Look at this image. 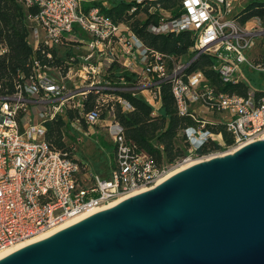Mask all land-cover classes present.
<instances>
[{"label":"built area","instance_id":"obj_1","mask_svg":"<svg viewBox=\"0 0 264 264\" xmlns=\"http://www.w3.org/2000/svg\"><path fill=\"white\" fill-rule=\"evenodd\" d=\"M138 7L155 3L161 14L157 26L147 30L161 35L191 31L194 56L186 64L174 63V58L144 45L127 24H117L99 8L84 9L89 0H19L24 8H36L28 17L31 23L28 41L51 60L47 51L52 47L77 43L85 45V55L79 59L78 76L85 84L70 88L69 80L76 66H48L33 57L27 77L18 74L15 92L0 96V252L37 235L61 226L87 212L91 215L153 188L173 172L204 156L195 152L208 140L219 137L205 129L210 123L198 116L206 112L221 116L231 136L229 153L264 137V65L251 62L245 55L252 48L257 27L241 25L231 17L235 0H179V16L160 9L164 0H122ZM150 10H153L151 8ZM79 48V47H74ZM5 47L0 45V55ZM200 55L216 59L212 70L223 84L245 83L246 96L217 91L199 73L187 75L190 64ZM113 62L134 74L135 83L122 87L104 81L103 75ZM169 62H173L169 68ZM263 74L262 88L244 79L241 67ZM123 79H121V82ZM123 83V82H122ZM169 84L177 113L190 115L199 123L197 128L182 132L189 143L187 154L170 163L157 164L144 154H137L126 142L123 129L108 112L105 125L102 106L117 102L124 110L129 105L117 93L129 92L142 96L157 109L161 100V85ZM97 96L96 107L83 112L88 93ZM65 110L76 111L80 118L73 123L75 145L87 129L105 126L115 146L113 167L107 178L89 173L74 156L75 147L58 151L45 140V125ZM34 118L38 121L32 124ZM218 151L216 156L225 154ZM200 158V159H198ZM112 206V205H111Z\"/></svg>","mask_w":264,"mask_h":264},{"label":"water","instance_id":"obj_2","mask_svg":"<svg viewBox=\"0 0 264 264\" xmlns=\"http://www.w3.org/2000/svg\"><path fill=\"white\" fill-rule=\"evenodd\" d=\"M0 264H264V137L176 172Z\"/></svg>","mask_w":264,"mask_h":264},{"label":"trees","instance_id":"obj_3","mask_svg":"<svg viewBox=\"0 0 264 264\" xmlns=\"http://www.w3.org/2000/svg\"><path fill=\"white\" fill-rule=\"evenodd\" d=\"M178 4L179 0H164L160 9L170 12L172 17H177L180 14ZM93 7L99 8L115 23L127 24L146 47L173 57L175 64L181 61L187 63L194 56V53L190 52L194 45L191 31L157 35L147 30L149 25L157 26L161 19V14L155 3H148L144 8L138 7L132 13L133 4L122 0H89L84 3L85 10ZM151 8L153 11L148 12ZM36 11V8H24L19 0H0V45L5 47V52L0 55V96L11 95L15 92L16 82H23V79L19 81L18 74L23 77L29 76L31 69L28 64L33 57L44 65L62 66L65 69L79 64L78 58L75 61L70 60L71 57L77 55L76 51L70 48L67 49L66 56L64 55L65 51L60 55L56 47L47 49L52 54L51 60L44 57L38 50H33L28 41L31 29L28 17L35 14ZM142 12H144V20L137 18ZM234 17L241 25H245L253 19L264 21V0H251ZM172 64L173 62H169V68H172ZM215 64L214 57L200 55L190 64L186 74L191 75L199 72L217 91L246 96L247 85L245 83L223 84L217 73L212 70ZM103 79L122 87H128L135 83L134 74L123 70L117 62L110 65L103 75ZM121 79H123V83ZM116 95L129 105L130 110H124L121 104L111 102L101 107V118L105 120V117H108V112L113 114L114 120L123 129L126 142L134 148L137 154H144L157 164L170 163L187 154L189 143L182 132L189 128H197L199 123L193 120L190 115L180 116L177 113L169 84L161 85V100L157 109L149 105L140 95L129 92H120ZM96 99L95 94L88 93L83 102L84 113L96 107ZM78 118L80 116L76 111L65 110L64 113L57 115L51 121L45 122V140L58 151H69L65 139L75 141L76 131L73 128V123ZM81 126L86 129L83 123ZM205 129L222 138L224 147L208 140L203 147L195 152L196 156L221 151L231 145V136L226 132L222 123H207ZM106 150L109 152V156L112 154L114 159L115 146L113 143ZM70 156L73 154L70 153ZM109 173L110 171L101 177L107 178Z\"/></svg>","mask_w":264,"mask_h":264},{"label":"rangeland","instance_id":"obj_4","mask_svg":"<svg viewBox=\"0 0 264 264\" xmlns=\"http://www.w3.org/2000/svg\"><path fill=\"white\" fill-rule=\"evenodd\" d=\"M251 0H235L233 3V10L231 17L234 16L236 13H238L240 10H242ZM153 11L149 10L148 12ZM138 19L144 20V12L140 13L137 16ZM248 27H257L258 28V35L254 37V42L252 45V48L247 51L245 54L248 59L253 62L254 64L260 63L264 65V21H259L257 19H253L248 22ZM79 48H74V47ZM73 47V48H72ZM85 45L83 44H77V43H68L67 45H62L57 47L58 53L61 55L65 51H68L67 49H72L73 51H76L75 53L77 55H85L87 53L85 50ZM180 64L184 65L186 64L185 61H181ZM75 68L73 70V73L71 75V80H69V87L74 88H80L83 87L85 84L81 81L79 78L78 71L75 73V70L78 69V66L72 67ZM243 77L247 81H249V84L256 88H262L263 86V74L251 70L246 66L241 67ZM198 116L201 118L206 119V121L210 123H217L221 119V116L219 115H213L206 112H198ZM106 121L104 123H100L102 125L107 124L108 117H105ZM38 121L34 118L32 121V124L36 125ZM84 131L87 133L86 135L82 136L81 142H79L77 145H75V141H69L68 139H65V142L70 147L71 145L75 147V152L73 154L74 158L81 164L85 165L89 171V173H97L99 176H105L112 167L113 162V156L106 150L108 146L112 145V140L108 134V131L105 126H95L91 129H84ZM215 143L218 145L224 147V143L222 138L216 137L213 138ZM226 149V148H225ZM221 150L223 153L227 152V150ZM218 151L210 152L209 154L203 155L204 158L202 160H207L211 157L216 156ZM200 159V158H198Z\"/></svg>","mask_w":264,"mask_h":264},{"label":"bare ground","instance_id":"obj_5","mask_svg":"<svg viewBox=\"0 0 264 264\" xmlns=\"http://www.w3.org/2000/svg\"><path fill=\"white\" fill-rule=\"evenodd\" d=\"M201 161H203V160H201ZM201 161H199V160L192 161V162L188 163L187 165L183 166L181 169H179L176 172H179V171H181L183 169H186V168H188V167H190L192 165H195L196 163H199ZM176 172H173L172 174H170L169 176H167V178L170 177L171 175H173ZM122 200L123 199H120L117 202H113L112 204H110V207H111V205H115L116 203H118L119 201H122ZM91 213H92V211L91 212L84 213V214H81V215H79V216H77V217H75V218L67 221L66 223L62 224L61 226H59L57 228H54V229H52V230H50L48 232H45L43 234L37 235L34 238H31L29 240H26V241H24V242H22V243H20V244H18L16 246H14V247H11V248H9V249H7L5 251L0 252V259L3 258V257H5L6 255H9L10 253H13L14 251H16V250H18V249H20V248H22V247H24L26 245H29V244H31L33 242H36V241H39V240H41L43 238H46V237L52 235L53 233H55V232H57V231L65 228V227H67V226H69V225H71V224H73V223H75L77 221H80V220L84 219L85 217H88L89 215H91Z\"/></svg>","mask_w":264,"mask_h":264},{"label":"crops","instance_id":"obj_6","mask_svg":"<svg viewBox=\"0 0 264 264\" xmlns=\"http://www.w3.org/2000/svg\"><path fill=\"white\" fill-rule=\"evenodd\" d=\"M105 122V121H104Z\"/></svg>","mask_w":264,"mask_h":264}]
</instances>
